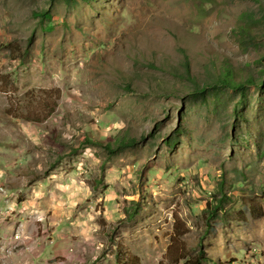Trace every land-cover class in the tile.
<instances>
[{
  "label": "rangeland",
  "instance_id": "1",
  "mask_svg": "<svg viewBox=\"0 0 264 264\" xmlns=\"http://www.w3.org/2000/svg\"><path fill=\"white\" fill-rule=\"evenodd\" d=\"M198 262L264 264V0H0V264Z\"/></svg>",
  "mask_w": 264,
  "mask_h": 264
},
{
  "label": "trees",
  "instance_id": "2",
  "mask_svg": "<svg viewBox=\"0 0 264 264\" xmlns=\"http://www.w3.org/2000/svg\"><path fill=\"white\" fill-rule=\"evenodd\" d=\"M84 1H89V0H84ZM37 17H39L41 20L47 19V11L45 12H39ZM232 75L229 71V74H227L226 77L222 79L223 84L225 85H230V79ZM229 86V87H230ZM244 84L237 86L238 88H244ZM139 140L136 137H121L117 136L113 142H108L107 144L104 145V147L111 153H114L116 151H121L127 148L135 147L139 144ZM169 145L175 146L176 142L173 141V139L167 140ZM224 206V201L220 198H216L214 200H211L208 202L205 211H204V216L208 219V224H210L212 219H215L218 216V213L220 210H222ZM202 260H208V258L205 256L204 252H201V258L200 261ZM191 261V260H190ZM189 261V262H190ZM198 264H201V262H198Z\"/></svg>",
  "mask_w": 264,
  "mask_h": 264
}]
</instances>
